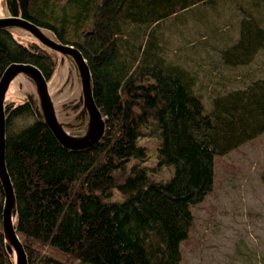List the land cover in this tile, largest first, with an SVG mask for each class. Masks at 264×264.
Here are the masks:
<instances>
[{"label":"trees","instance_id":"obj_1","mask_svg":"<svg viewBox=\"0 0 264 264\" xmlns=\"http://www.w3.org/2000/svg\"><path fill=\"white\" fill-rule=\"evenodd\" d=\"M2 1L7 16L80 50L106 126L96 146L69 152L27 103L4 104L14 228L28 264H183L191 209L213 190L215 157L264 134V79L212 91L206 108L197 73L167 57L163 33L189 15L199 46L217 49L219 41L223 66H245L264 50V0L247 7L231 0L241 14L231 24L234 41L217 34L226 24L205 20L207 6L217 14V0ZM57 58L35 40L0 31V78L21 63L49 82ZM145 139L158 144L153 166ZM163 168L172 171L167 181L155 178ZM3 203L0 182V264H15L1 226Z\"/></svg>","mask_w":264,"mask_h":264},{"label":"rangeland","instance_id":"obj_2","mask_svg":"<svg viewBox=\"0 0 264 264\" xmlns=\"http://www.w3.org/2000/svg\"><path fill=\"white\" fill-rule=\"evenodd\" d=\"M217 1V14L213 16L207 6L205 20L226 24V28L223 25L217 34L234 41L238 33L231 31V24L235 26L241 14L235 9L234 1ZM235 1L247 7L251 0ZM6 16L0 0V17ZM184 24L164 30L167 57L197 73V90L202 94L206 108H209L212 91L223 93L242 89L254 80L264 79V50L248 65L225 67L217 51L221 49L220 42L214 43L217 49H204L198 45L204 41L198 36L200 29L196 22L186 15ZM209 35L213 36L212 33ZM58 65L59 56L53 77L57 74ZM60 76L59 82L49 81L51 94L57 90L58 84L63 83L65 68ZM29 90V84L17 78L10 85L4 104L25 102L24 93ZM141 145L147 147L148 166H153L157 161V141L145 139ZM214 173L212 192L191 209L194 222L189 245L182 249L183 264H264V134L229 154L216 156ZM171 176L172 171L163 168L162 174L155 175V178L167 181Z\"/></svg>","mask_w":264,"mask_h":264},{"label":"water","instance_id":"obj_3","mask_svg":"<svg viewBox=\"0 0 264 264\" xmlns=\"http://www.w3.org/2000/svg\"><path fill=\"white\" fill-rule=\"evenodd\" d=\"M0 31L17 38L29 37L46 50L59 56L57 74L51 82L66 77L51 94L49 82L31 64L13 63L0 78V182L4 192L1 226L8 253L15 264H28L27 256L14 228L15 194L6 169L5 111L6 94L17 78L25 80L30 90L25 92L27 103L37 122L44 125L58 144L69 152L88 151L102 141L105 121L93 98L92 77L87 62L76 47L62 44L55 35L17 16L0 17ZM21 87V86H20ZM19 87V88H20Z\"/></svg>","mask_w":264,"mask_h":264}]
</instances>
